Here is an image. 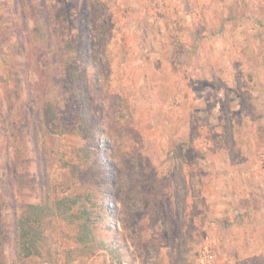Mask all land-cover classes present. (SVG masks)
<instances>
[{
    "label": "rangeland",
    "instance_id": "1",
    "mask_svg": "<svg viewBox=\"0 0 264 264\" xmlns=\"http://www.w3.org/2000/svg\"><path fill=\"white\" fill-rule=\"evenodd\" d=\"M100 192L95 241L16 254L28 205ZM0 229L1 264H264V0H0Z\"/></svg>",
    "mask_w": 264,
    "mask_h": 264
},
{
    "label": "trees",
    "instance_id": "2",
    "mask_svg": "<svg viewBox=\"0 0 264 264\" xmlns=\"http://www.w3.org/2000/svg\"><path fill=\"white\" fill-rule=\"evenodd\" d=\"M68 51L63 59V69L68 77V84L73 87L79 85L76 75L75 56L72 54V46L66 47ZM84 94L79 93L78 98L82 102ZM80 117L84 118L81 127L86 130V118L84 117L85 109L81 105L79 109ZM50 122V121H49ZM88 129V127H87ZM96 134V130H94ZM95 136V135H94ZM99 136V135H98ZM103 162V160H100ZM105 177V176H104ZM103 177V178H104ZM107 183L113 182V175L105 177ZM92 195L88 194L86 200L89 201L91 207L88 208L80 204V198H59L55 200H44L39 204L28 205L25 211L19 216L15 222V251L19 257L30 258L39 255V247L43 240V227L58 217H62L67 223L77 225L78 233L74 238L79 244H86L95 241L94 225L98 219L110 217L112 210L107 209V203L113 200L110 194L100 192L95 201L91 200ZM75 207H77L75 209ZM103 211L104 216L100 213ZM2 232L0 229V260L2 255ZM1 264V261H0Z\"/></svg>",
    "mask_w": 264,
    "mask_h": 264
},
{
    "label": "built area",
    "instance_id": "3",
    "mask_svg": "<svg viewBox=\"0 0 264 264\" xmlns=\"http://www.w3.org/2000/svg\"><path fill=\"white\" fill-rule=\"evenodd\" d=\"M203 253H204V254H205V253H208V252H207V249H204ZM208 258H210V257H208Z\"/></svg>",
    "mask_w": 264,
    "mask_h": 264
},
{
    "label": "crops",
    "instance_id": "4",
    "mask_svg": "<svg viewBox=\"0 0 264 264\" xmlns=\"http://www.w3.org/2000/svg\"><path fill=\"white\" fill-rule=\"evenodd\" d=\"M224 172V171H223Z\"/></svg>",
    "mask_w": 264,
    "mask_h": 264
}]
</instances>
